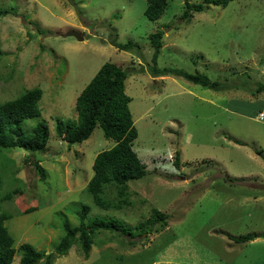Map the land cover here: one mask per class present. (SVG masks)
Instances as JSON below:
<instances>
[{
	"label": "rangeland",
	"instance_id": "obj_1",
	"mask_svg": "<svg viewBox=\"0 0 264 264\" xmlns=\"http://www.w3.org/2000/svg\"><path fill=\"white\" fill-rule=\"evenodd\" d=\"M145 8V0H0L6 11L0 102L40 88V116L23 126L29 131L44 122L49 129L42 153L0 149V212L11 215L5 226L14 241L12 264H20L25 243L52 252L64 222L79 225L83 206L89 208L84 224L114 219L132 227V237L99 231L87 259L73 244L52 264H264V201L247 200L264 197L257 189L264 184V119L257 115L264 114V92L257 91L264 83V0L210 6L186 21L184 0H168L156 21L145 17ZM69 31L83 40L66 37ZM156 32L163 38L153 65L149 36ZM112 37L137 47L120 51ZM105 63L128 72L124 92L137 132L132 149L146 171L127 183L128 204L106 210L93 204L86 186L96 155L115 141L99 126L81 144L67 145L56 135L57 120L76 121V98ZM152 66L198 72L226 90L157 77ZM115 190L106 189L103 198L116 204ZM152 209L167 223L139 235L135 228ZM247 235L259 237L234 240Z\"/></svg>",
	"mask_w": 264,
	"mask_h": 264
},
{
	"label": "trees",
	"instance_id": "obj_2",
	"mask_svg": "<svg viewBox=\"0 0 264 264\" xmlns=\"http://www.w3.org/2000/svg\"><path fill=\"white\" fill-rule=\"evenodd\" d=\"M145 17L150 21L161 18L168 6V0H145ZM233 0H201L199 3H191L184 0L182 20H188L194 13H202L210 6L225 8ZM6 11H0V16ZM110 44L120 51H128L137 47V44L127 42L119 43L116 37H112ZM162 32H156L149 36L151 45L154 48L152 64L154 65L157 54L162 47ZM152 74L157 77L167 75L180 76L184 80L201 87L215 91H224L226 86L218 82H212L206 75L200 73H186L177 69H163L161 71L150 67ZM127 71L113 63L103 64L86 87L76 98L75 110L76 121H69L63 124L57 120V137L67 145L81 144L86 141L99 126L106 139L115 141V145L96 155L92 169L93 176L86 186L87 193L91 196L93 204L101 209H110L128 204L127 183L142 179L146 176L145 165L137 157L132 149L133 141L137 137L128 109L130 98L125 94V80ZM258 92H264V83H259ZM42 96L40 88L25 90L15 99L0 102V149H23L29 153H42L45 151L49 139V129L46 123L38 122L29 131L23 126L26 120L40 116L41 109L38 103ZM175 165L179 164V154H175ZM34 167L44 178L43 169L38 162ZM115 187L117 203L106 201L103 196L106 189ZM9 198V197H7ZM87 206H83L79 212L80 223L77 226H70L67 222L63 224L64 235L54 246L52 252L46 254L38 251L29 244L19 246L20 264H52L54 260L67 255L73 244H78L84 258H88L94 236L99 231L121 232L132 237V227L111 220L94 219L87 224L83 220L89 212ZM34 209L24 212L27 214ZM11 215L0 212V264H12L15 256L13 247L14 241L10 236L5 222ZM167 216L156 209L151 210V217L141 222L135 229L140 230L139 235L151 231L156 223L161 227L166 225ZM148 227L146 230L145 228ZM129 232V233H128ZM261 236H264L262 234ZM259 236L247 235L234 239L236 243H246ZM174 264V263H165Z\"/></svg>",
	"mask_w": 264,
	"mask_h": 264
},
{
	"label": "water",
	"instance_id": "obj_3",
	"mask_svg": "<svg viewBox=\"0 0 264 264\" xmlns=\"http://www.w3.org/2000/svg\"><path fill=\"white\" fill-rule=\"evenodd\" d=\"M66 37H74L76 38L78 41H82L83 37L79 35L78 32L76 31H69L68 33H66ZM258 189L262 192H264V184H260L258 185Z\"/></svg>",
	"mask_w": 264,
	"mask_h": 264
},
{
	"label": "crops",
	"instance_id": "obj_4",
	"mask_svg": "<svg viewBox=\"0 0 264 264\" xmlns=\"http://www.w3.org/2000/svg\"><path fill=\"white\" fill-rule=\"evenodd\" d=\"M250 183H246V185H249ZM251 184H253V183H251ZM255 184V183H254ZM250 189H252V190H254V188H250ZM257 189H258V185H257ZM247 200H249V201H258V202H261V201H264V197L263 196H260V197H254V198H252V197H248V199Z\"/></svg>",
	"mask_w": 264,
	"mask_h": 264
},
{
	"label": "built area",
	"instance_id": "obj_5",
	"mask_svg": "<svg viewBox=\"0 0 264 264\" xmlns=\"http://www.w3.org/2000/svg\"><path fill=\"white\" fill-rule=\"evenodd\" d=\"M259 116H261V119H264V116H263V114H259Z\"/></svg>",
	"mask_w": 264,
	"mask_h": 264
},
{
	"label": "clouds",
	"instance_id": "obj_6",
	"mask_svg": "<svg viewBox=\"0 0 264 264\" xmlns=\"http://www.w3.org/2000/svg\"><path fill=\"white\" fill-rule=\"evenodd\" d=\"M257 115H259V114H257ZM263 116H264V114H263Z\"/></svg>",
	"mask_w": 264,
	"mask_h": 264
}]
</instances>
